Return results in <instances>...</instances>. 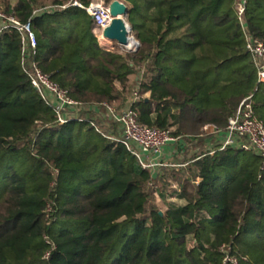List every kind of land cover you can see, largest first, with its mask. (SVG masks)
I'll use <instances>...</instances> for the list:
<instances>
[{
  "label": "trees",
  "instance_id": "trees-1",
  "mask_svg": "<svg viewBox=\"0 0 264 264\" xmlns=\"http://www.w3.org/2000/svg\"><path fill=\"white\" fill-rule=\"evenodd\" d=\"M73 1L92 2L0 0V12L30 23L32 62L100 108L57 124L23 72L21 35L0 34V264H264L260 156L201 149L160 175L107 138L120 132L101 107L120 111L136 92L137 122L186 142L206 125L224 129L248 98L264 124L246 50V36L264 44V0H245L243 24L236 0H119L139 45L125 55L98 45Z\"/></svg>",
  "mask_w": 264,
  "mask_h": 264
},
{
  "label": "built area",
  "instance_id": "built-area-1",
  "mask_svg": "<svg viewBox=\"0 0 264 264\" xmlns=\"http://www.w3.org/2000/svg\"><path fill=\"white\" fill-rule=\"evenodd\" d=\"M93 1L87 7H83L77 1H73L72 5L84 9L92 18L93 33L98 45L105 50H112L113 43L102 36L103 30L111 22L109 3L106 4L104 0H96V3ZM236 11L239 22L243 24L245 0H236ZM8 29H14L21 35V67L23 72L28 78L30 86L38 93L45 105L55 113L57 124L62 125L69 121H86L83 118V113L88 111L98 114L99 107H84L80 102L70 98L66 91L54 84L32 62L31 51L36 48V37L29 22L21 24L13 16L0 12V34ZM246 50L255 65L257 81L264 84V44L257 39L246 36ZM140 99L141 97L134 92L131 94L130 103L120 111L116 110L113 105L106 103L101 105L107 117L117 124L120 132L119 137L107 138L124 145L135 156L144 170L160 172L161 169L165 168L178 170L186 167L189 162H170L163 157L164 149L172 143L184 140L182 137H174L168 130L148 128L137 122L136 112L131 108V104ZM96 130L102 134L99 129ZM187 139L191 140L190 138ZM199 139L211 140L212 146L204 152L209 156H213L217 151L235 149L260 156L264 161V124L255 117L249 98L240 103L224 129L211 125L205 126L197 140L192 141ZM222 250L226 252L229 248L222 247ZM226 261L236 264L234 260L229 258Z\"/></svg>",
  "mask_w": 264,
  "mask_h": 264
},
{
  "label": "water",
  "instance_id": "water-1",
  "mask_svg": "<svg viewBox=\"0 0 264 264\" xmlns=\"http://www.w3.org/2000/svg\"><path fill=\"white\" fill-rule=\"evenodd\" d=\"M111 16L110 24L103 30L102 36L104 39L115 44L119 49L127 52H135L138 49V42L131 37V27L127 22L129 9L126 4L119 0H111L108 5ZM130 41L134 42L133 48L128 49Z\"/></svg>",
  "mask_w": 264,
  "mask_h": 264
},
{
  "label": "crops",
  "instance_id": "crops-1",
  "mask_svg": "<svg viewBox=\"0 0 264 264\" xmlns=\"http://www.w3.org/2000/svg\"><path fill=\"white\" fill-rule=\"evenodd\" d=\"M196 143L202 148V152H205L212 146V142L210 139H199L198 141L191 142L180 140L179 142L168 145L163 151V157L170 162H181L184 159H187V157H190L192 154H194L196 150L194 148L196 146Z\"/></svg>",
  "mask_w": 264,
  "mask_h": 264
},
{
  "label": "rangeland",
  "instance_id": "rangeland-1",
  "mask_svg": "<svg viewBox=\"0 0 264 264\" xmlns=\"http://www.w3.org/2000/svg\"><path fill=\"white\" fill-rule=\"evenodd\" d=\"M93 1V0H92ZM93 2H95L96 3V0H94ZM130 26V25H129ZM130 35H131V37H133L134 38V40L136 41V39H135V37H134V34L131 32L130 33ZM114 46H113V49L114 50H118L119 52H121L122 54H127V53H129V52H127V51H125V50H122V49H119L115 44H113ZM130 53H132V52H130ZM130 84H131V82H130ZM129 84V89L131 88V85ZM130 99H131V95L128 93V95H127V101H126V104H125V107L127 106V103H130ZM199 135H201V133L199 134ZM195 140H197V139H195ZM196 150H195V152L194 153H198V152H200V150L202 149L200 146H198V144L196 143V146L194 147ZM192 154V153H191ZM156 173V172H155ZM154 173V174H155ZM158 174H160V175H162L160 172H158ZM154 178V177H153ZM156 181V180H155ZM153 182V183H155V187H158V185L156 184V182ZM157 185V186H156ZM173 201V200H172ZM175 202H177V203H179V201H175ZM153 203L157 206V208H159L160 210H163L164 209V205H163V203H162V201L156 196V195H154V200H153Z\"/></svg>",
  "mask_w": 264,
  "mask_h": 264
},
{
  "label": "bare ground",
  "instance_id": "bare-ground-1",
  "mask_svg": "<svg viewBox=\"0 0 264 264\" xmlns=\"http://www.w3.org/2000/svg\"><path fill=\"white\" fill-rule=\"evenodd\" d=\"M133 48V45H132V41H130V44H129V46L127 47V50L128 49H132ZM126 51V50H125Z\"/></svg>",
  "mask_w": 264,
  "mask_h": 264
}]
</instances>
